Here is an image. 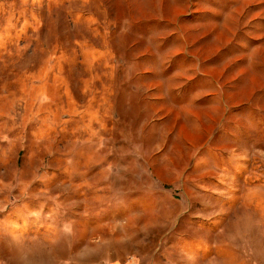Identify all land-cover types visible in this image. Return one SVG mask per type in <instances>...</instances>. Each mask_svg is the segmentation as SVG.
<instances>
[{
  "label": "rangeland",
  "instance_id": "rangeland-1",
  "mask_svg": "<svg viewBox=\"0 0 264 264\" xmlns=\"http://www.w3.org/2000/svg\"><path fill=\"white\" fill-rule=\"evenodd\" d=\"M264 264V0H0V264Z\"/></svg>",
  "mask_w": 264,
  "mask_h": 264
},
{
  "label": "crops",
  "instance_id": "crops-1",
  "mask_svg": "<svg viewBox=\"0 0 264 264\" xmlns=\"http://www.w3.org/2000/svg\"><path fill=\"white\" fill-rule=\"evenodd\" d=\"M88 264H120V263H118V260L116 258H113L108 261H94Z\"/></svg>",
  "mask_w": 264,
  "mask_h": 264
}]
</instances>
